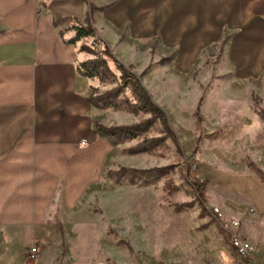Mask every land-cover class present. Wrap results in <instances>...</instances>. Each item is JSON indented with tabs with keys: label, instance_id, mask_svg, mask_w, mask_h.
<instances>
[{
	"label": "rangeland",
	"instance_id": "374dc122",
	"mask_svg": "<svg viewBox=\"0 0 264 264\" xmlns=\"http://www.w3.org/2000/svg\"><path fill=\"white\" fill-rule=\"evenodd\" d=\"M80 1L84 9L67 14L68 25L59 29L60 35L72 30L69 40L75 35L73 27L93 28L94 36L74 42L89 56L85 61H105L91 77L96 86L89 96L107 95L105 101L114 106H94L122 120L111 126L139 129L122 131L118 142L104 137L121 144L122 151L110 155L102 177L72 206L64 203L59 189L41 236L34 237L29 229L10 243L0 236V264L252 261L253 252L243 257L230 245V221L242 201L239 194L223 190L219 179L222 174L252 173L264 181V42L230 43L238 29L222 23L217 30L201 32L194 20L179 25L162 20L166 12L138 11L127 13L119 30L118 39L129 45L124 43L118 54L97 26L98 17L117 1ZM132 15L143 23L150 16L156 29L135 39ZM250 16L251 30L258 29L264 38V13ZM234 69L243 75L240 79L231 76ZM134 81L163 112L164 122L144 111ZM197 184L203 186L202 199ZM217 200L230 209L214 204ZM32 246L37 248L35 257L29 256Z\"/></svg>",
	"mask_w": 264,
	"mask_h": 264
},
{
	"label": "crops",
	"instance_id": "0c3cea01",
	"mask_svg": "<svg viewBox=\"0 0 264 264\" xmlns=\"http://www.w3.org/2000/svg\"><path fill=\"white\" fill-rule=\"evenodd\" d=\"M116 1L98 17L97 26L118 54L124 43L129 45L118 39L119 30L127 13L138 11L166 12L162 20L179 25L194 20L201 32L217 30L222 23L238 29L230 43L264 42L250 24V13H264V0ZM83 9L80 0H0V236L8 243L28 229L34 237L41 236L49 227L48 208L59 189L64 203L72 206L102 177L110 155L122 151L121 144L94 132L95 121L111 126L122 120L87 100L96 85L77 65L89 56L79 42H66L72 30L60 35L59 29L68 25L67 14ZM130 18L135 39L142 40L157 27L150 16L145 23ZM241 75L234 69L231 76ZM219 183L230 194H239L242 202L233 217L242 220L237 232L254 244L253 263L264 264V181L252 173H228ZM214 204L230 209L224 201Z\"/></svg>",
	"mask_w": 264,
	"mask_h": 264
},
{
	"label": "trees",
	"instance_id": "16d2710c",
	"mask_svg": "<svg viewBox=\"0 0 264 264\" xmlns=\"http://www.w3.org/2000/svg\"><path fill=\"white\" fill-rule=\"evenodd\" d=\"M54 25L55 22H54ZM73 29L75 30V35L67 40L66 42L68 43H74L75 41L81 39L82 37H86V36H94V30L92 27L88 26V27H73ZM60 34H62L60 32ZM101 63H105V61L101 60V61H95V60H88V61H84L82 63H78L77 65V70L78 72H80L83 75H86L88 77H92L94 76V71L97 70V68L101 65ZM123 72L125 73V69H122ZM129 77H131L129 74L127 75ZM133 83V90L135 91V93L137 94L138 98H139V102L140 105L142 106V108L145 110L150 111L152 114H154L155 116H157V118H160L163 120L164 122V115L163 112L157 107L156 104L153 103V101L151 100L150 96L148 95L147 91L145 90V88L138 82V81H134ZM107 95H99L95 98L88 96L87 100L89 102H91L93 105H111L114 106L111 102H106ZM129 129L131 130H137L139 129L136 126H132L131 128L129 127H122V126H110V127H106L104 125H102L101 123H96L95 125V132L103 137L108 138L109 140H112L113 142H118L121 139L120 133L122 131L124 132H128ZM123 171L128 172V171H133L131 170H127V169H123ZM134 172H140L143 174H146V171H134ZM196 193L197 196L202 199L203 198V194H204V189L203 186L200 184L196 185ZM247 264H254L251 260L247 259L245 260Z\"/></svg>",
	"mask_w": 264,
	"mask_h": 264
},
{
	"label": "built area",
	"instance_id": "2783aa9c",
	"mask_svg": "<svg viewBox=\"0 0 264 264\" xmlns=\"http://www.w3.org/2000/svg\"><path fill=\"white\" fill-rule=\"evenodd\" d=\"M82 143L84 144L85 141H82ZM212 210L215 215L222 217V212L219 208L213 207ZM239 226H240V222L238 219H232L230 221L229 227L233 229L232 232L230 231L231 233L229 235L230 245L236 250V252L239 255L245 257L248 255H251L254 248H253V245L249 241L242 239L240 234H238L237 229L239 228ZM36 254H37V248L35 246H32L29 250V256L35 257Z\"/></svg>",
	"mask_w": 264,
	"mask_h": 264
}]
</instances>
